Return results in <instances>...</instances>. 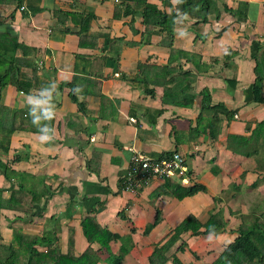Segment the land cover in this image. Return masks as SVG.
Segmentation results:
<instances>
[{
    "label": "crops",
    "instance_id": "1",
    "mask_svg": "<svg viewBox=\"0 0 264 264\" xmlns=\"http://www.w3.org/2000/svg\"><path fill=\"white\" fill-rule=\"evenodd\" d=\"M216 1L218 18L196 23L197 18L178 15L171 32L155 25L147 33L142 3L169 14L177 0H0V48L8 51L6 60L23 55L15 42L32 50L26 63L16 66L28 89L11 83L0 88V101L11 110L0 123L1 244L13 242L14 229L33 235L55 230L57 247L66 253L71 228L79 255L89 245L81 221L90 214L102 227L132 238L121 264H150L154 244L188 214L205 222L218 209L224 228L183 232L163 264H174L173 256L182 264H211L233 241L241 213L264 194V147L256 142L250 146L258 148L256 153L246 156L247 149L236 142L234 149L227 146L229 134L249 137L264 120V101H255L252 90L253 55L264 47V0ZM241 1L248 4L246 17L224 13V5L235 9ZM87 15L92 16L88 27L79 32ZM180 51L198 53L196 61L208 67L182 89L179 99L185 103L177 104L163 99L164 87L173 84H164L160 66L172 61L194 69ZM228 51L233 54L226 65L212 62ZM5 69L0 64V74ZM202 90L211 104L234 111L231 118L219 114L216 140L202 130L210 117L201 112ZM133 150L149 157L182 152L194 179L189 185L204 190L178 199L161 187L163 180L138 191L122 189L120 176ZM20 185L37 196L27 211L18 208L22 202H7ZM120 244L111 240L110 251L117 253ZM90 246L98 251L96 264H109L104 248L97 242Z\"/></svg>",
    "mask_w": 264,
    "mask_h": 264
},
{
    "label": "trees",
    "instance_id": "2",
    "mask_svg": "<svg viewBox=\"0 0 264 264\" xmlns=\"http://www.w3.org/2000/svg\"><path fill=\"white\" fill-rule=\"evenodd\" d=\"M17 2L20 4L21 0H17ZM142 6L143 23L145 24V32L147 33L153 32L155 25H160L162 30L171 32L175 26L174 19L178 15L187 14L193 18H197L196 23L206 22L211 16H215L216 18L219 17V9L216 0H177L175 5L176 10L169 14L165 12L162 13L154 4L148 2H143ZM247 7L248 4L244 1L239 2L235 9L224 5V13L232 14L234 16L246 17ZM91 17L92 16L87 15L81 18L84 24L80 26L79 32L85 30L88 27ZM166 43L168 44V41ZM17 46L23 49V55L21 57H12L10 60H6V57L9 55L8 51L5 49L3 51V49L0 48V64H6L4 73L0 74V88L7 83H11L14 84L18 89H23L26 91V89H28L26 88L27 83L21 80L17 75L16 66L18 63H26L25 56L32 50H27L25 47H23V44L15 42L14 48ZM173 51H175V49L172 47L171 52L173 53ZM180 53L179 56L182 55L186 62H192L194 64V69L183 68L181 64L172 65V61L168 62L166 65L160 66V68L165 71L164 78L166 80L164 84H173L169 88L164 87V89L167 90L164 91L163 99H170L171 102L177 104L185 103L179 99V97L185 93V91L182 89H189L190 85L195 82L197 76L202 72V70L208 67L207 63L199 64V62L196 61L197 56L199 57L198 53H188L186 51H180ZM232 54V51H228L221 58H213L212 62H221L222 64L226 65ZM253 59L255 61V79L252 86L254 95L253 99L255 101L263 102L264 97L261 95V88L262 81L264 79V47L260 46L258 48V50L253 55ZM139 67H143V65L138 64V68ZM137 78L138 77L136 76L132 77L131 79L137 80ZM146 90L151 93L150 88L146 87ZM200 93L203 96L201 112L210 113V117L206 121L202 130L207 134L209 133L208 136L210 139L216 140L218 138L221 126V118L219 117V114H225L227 118H231L234 111L229 110L223 103L211 104L210 96L207 90H202ZM74 96L75 95L72 94L73 99H75ZM187 102H191V100H188ZM16 112L17 111H14L13 114L16 115ZM10 113V108L3 105L0 101V123L2 121L4 122L5 119L10 118ZM11 132L12 130L7 131L6 141H8V137ZM262 132L263 139H259V135ZM254 139H259V141H255ZM233 141L239 146H243V148L247 149L245 151L237 149V151H243L246 156L255 154L258 148L250 149V146H254V144L258 142V146L264 147V120L256 124V127L249 137L229 134L227 138V146L229 148L234 149ZM260 162L262 163V161ZM88 167L89 169L93 170L91 161H88ZM260 167L264 166L260 164ZM4 168L6 167L4 166ZM212 169V171H216L215 168ZM94 170H96V168H94ZM122 175L123 174H121V176ZM163 181V189L168 190L178 199L204 190V186L201 184L180 185L172 181V179H164ZM27 193L28 192H26L20 185L18 189L12 191L10 197L7 199V202H22L18 208L22 211H27L30 209V203L34 202L37 197L34 196V193L29 192V196ZM158 215L155 221H158ZM81 226L83 234L89 242V245L79 255L74 253V237L71 228L69 229L68 248L66 253L60 252L57 247L56 243L58 237L55 230H51L49 233H44L42 235H33L14 229L13 242L9 244L0 243V264H96L99 260V255L98 251L90 246V244L93 242H97L101 248H104L107 251V260L109 264H121L123 257L131 250L134 245L130 235L121 236L109 231L96 221L94 215L88 214L83 217ZM224 226L225 221L221 209L213 212L205 222H200L193 214H188L177 226L171 229L166 234V236L154 244L153 250L148 257V260L150 264H163L168 259L166 252L185 231L190 230L196 235L200 234L201 232L215 233L222 230ZM201 227L203 230H200ZM237 232L238 235L233 239L232 242L225 246L219 256L211 264H264V194L247 213H241ZM115 239L119 240L121 244L118 252L112 253L110 251L109 242ZM172 260L174 264H182L176 256H173Z\"/></svg>",
    "mask_w": 264,
    "mask_h": 264
},
{
    "label": "built area",
    "instance_id": "3",
    "mask_svg": "<svg viewBox=\"0 0 264 264\" xmlns=\"http://www.w3.org/2000/svg\"><path fill=\"white\" fill-rule=\"evenodd\" d=\"M164 179H175L181 185H189L193 182V176L181 153L172 151L159 157H149L133 150L129 166L122 175L120 184L122 189L138 191L144 186Z\"/></svg>",
    "mask_w": 264,
    "mask_h": 264
},
{
    "label": "bare ground",
    "instance_id": "4",
    "mask_svg": "<svg viewBox=\"0 0 264 264\" xmlns=\"http://www.w3.org/2000/svg\"><path fill=\"white\" fill-rule=\"evenodd\" d=\"M209 125V124H208ZM209 127V126H208ZM214 128H216V127H214ZM195 131V130H194ZM200 131V130H199ZM215 133V132H214ZM209 134V133H208ZM212 135V134H211ZM182 153V152H181ZM131 156V155H130ZM259 177V176H258ZM162 187V186H161ZM22 189V188H21ZM176 197V196H175ZM5 202V201H4ZM248 203V202H247ZM220 217V216H219ZM156 218V217H155ZM211 219V218H210ZM207 220V219H206ZM243 220V219H242ZM223 223V222H222ZM199 232V231H198ZM202 233V232H201ZM193 236V235H192ZM4 246V245H3ZM11 246V245H10ZM181 250H183V249H181ZM9 252V251H8ZM7 252V253H8ZM219 254V253H218Z\"/></svg>",
    "mask_w": 264,
    "mask_h": 264
}]
</instances>
